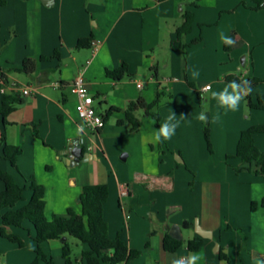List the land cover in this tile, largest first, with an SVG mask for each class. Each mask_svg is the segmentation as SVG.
<instances>
[{"label":"crops","instance_id":"1","mask_svg":"<svg viewBox=\"0 0 264 264\" xmlns=\"http://www.w3.org/2000/svg\"><path fill=\"white\" fill-rule=\"evenodd\" d=\"M202 1L211 4V21L218 12H229L231 17L241 13L244 21L235 20L223 27L220 22H206L197 4ZM197 2L55 0L47 7L43 0H0V71L11 83L38 88L37 94L23 97L25 103L7 118L9 125L0 128V171L11 174L21 186L29 187L32 178L43 186L48 218L67 216L69 209L81 214L83 188L108 185L104 216L110 237L121 235L129 249L142 253L128 264H170L173 258L195 252L205 256L199 264L264 262V175L255 173V164L228 158L236 155L243 131L264 125V110L251 109L250 102L243 100L231 122V113L218 109L216 101L208 99L211 91H221L226 86L230 75L262 78L250 51L264 41V9L243 8L238 0L221 9L218 0ZM186 12L194 13L195 22L190 34L179 37L177 31L185 23ZM205 25H216L218 59L210 90H204L210 86L209 80L193 78V67L201 65L202 59L198 55L191 58L188 49L197 28L203 32ZM221 33L236 40L230 50L225 49ZM86 39L92 40L90 46L79 48V42ZM201 40L194 44L200 46ZM223 47L230 60L222 53ZM237 51L252 56L249 64L244 56L245 68L236 61ZM27 60L35 62L32 75L18 72ZM123 64L128 65L129 74L122 80L109 76V71ZM79 75L89 85L98 114L104 116L111 108L119 110L96 133L84 130L77 113L78 100L72 83ZM139 83L143 89H139ZM260 85L251 91L253 103L264 95ZM158 90L165 95L162 103L167 94L172 98L167 107L154 110L161 116V123L174 111L180 125L171 139L155 143L153 136L159 127L152 117L139 114L144 123L139 133H130L128 125L118 122L125 121L131 102L143 99L151 104ZM11 93L0 91V105L2 94ZM197 93L211 105L207 115L212 152L203 137L204 123L196 119L201 112ZM249 110V116L244 118ZM218 112L220 120L214 122ZM3 132L9 145L23 148L17 168L4 158ZM255 142L264 153V134H257ZM71 145L81 146L98 160L72 166L61 156ZM117 151L128 152L124 162L119 161ZM253 184L260 185L255 197ZM125 189L128 194L122 195ZM4 190L0 179V193ZM253 203H257L255 210ZM197 227L212 237H202ZM18 229L9 227L8 232L23 239ZM167 237L182 246L175 252L167 251ZM199 239L203 240L202 247L192 251L189 243ZM63 244L52 240L41 247L57 264H65ZM37 248L38 244L26 255L21 253L27 257V264H34L38 258ZM12 254L20 253L11 249L8 254V260L17 264L10 257ZM77 260L80 262L81 257ZM37 262L46 264L43 260Z\"/></svg>","mask_w":264,"mask_h":264},{"label":"trees","instance_id":"2","mask_svg":"<svg viewBox=\"0 0 264 264\" xmlns=\"http://www.w3.org/2000/svg\"><path fill=\"white\" fill-rule=\"evenodd\" d=\"M252 10L259 11L264 9V0H251ZM185 23L178 29L177 33L180 37L183 34H190L195 22V15L192 12L184 14ZM92 43L91 39L81 40L79 48H87ZM225 49L230 50L228 45ZM35 71V62L27 60L18 72L32 75ZM109 76L122 80L125 75L129 74L127 64L115 71H109ZM248 80L251 83V91L259 86L263 81L260 78H244L237 75H230L226 78L227 82L237 80ZM192 88L195 85L189 83ZM251 92L245 97L250 102L251 109L264 110V95L257 98V103L251 101ZM163 93L159 90L153 103L147 104L143 99L131 102L125 112V121H119V125H128L130 133H139L144 127V123L139 114L152 117L156 120L159 127L161 124V116L154 110L160 105ZM24 96L21 93L13 92L11 94H2V103L0 105V128H6L9 125L7 118L17 110L19 106L25 103ZM118 109L111 108L103 117L105 121L113 112ZM205 139L209 150L212 152V143L210 137V128L205 126ZM264 134V125L253 126L241 133L237 152L234 157L240 159L243 164L253 165L258 168L255 173L264 175V153L257 147L255 136ZM1 143L4 144V158L17 168L19 157L23 154L21 146H13L7 143L6 132H3ZM0 179L5 184V190L0 193V214H2V227H0V236L17 244L20 248L25 247L23 239L13 233L8 232L9 227L21 228L28 222L36 230L35 241L38 244L37 261L43 260L46 264H57L55 259L48 257L42 250L41 245L52 240H62L67 237V241L63 244V259L65 264H122L130 262L141 256V252L129 249L121 235L111 238L109 234V225L105 220L104 208L109 198L108 185H87L83 188L80 195L82 212L78 214L73 209H69L67 216L54 215L52 218L46 216V190L43 186L37 184L32 178L28 181L29 187L21 186L16 179L9 173L0 171ZM31 192L30 201L22 208H15L26 200L25 194ZM264 208V199L261 203ZM257 203L252 204L255 210ZM73 237L87 246L86 250L81 253V261L72 259V249L68 243V238ZM245 241V237L243 236ZM165 249L169 252L177 251L182 243L167 237L164 242ZM192 251L199 250L203 245V240H194L189 243Z\"/></svg>","mask_w":264,"mask_h":264},{"label":"rangeland","instance_id":"3","mask_svg":"<svg viewBox=\"0 0 264 264\" xmlns=\"http://www.w3.org/2000/svg\"><path fill=\"white\" fill-rule=\"evenodd\" d=\"M194 2H197V0H194ZM218 3H219V8L221 9V7L233 5L235 3V1L233 3V0H218ZM197 4L200 7L199 10L201 12V16L203 17V20H205L206 22H211V24H217L220 22L222 27H223V26L230 25L235 20H237L238 22L244 21L243 20L244 17L242 16L241 13L238 14L237 16L231 17V15H227V14H229V12L226 14L218 12L216 15V18H214L213 21H211V19L209 18L211 10L209 8L208 3L206 1H204V2L202 1V3L197 2ZM238 4L241 5V7H243V8H244V6H252L251 0H238ZM234 8H236V6H234ZM232 12L233 11H231L230 14H233ZM206 22L204 24H208ZM208 26L209 25L204 26L203 32L197 28V30H196L197 32L194 34V37L190 38V40H189L188 49H189L191 58H193L194 55H198V58L202 59L201 65L193 67L192 74H193V72H198L200 77H204L207 80H209L207 82V84H210V87H212L214 85V82L211 81V79L216 75L217 65H216L215 61H217V59H218L217 58L218 54L216 53V50H215L216 38L214 37V33L216 31V25L215 26L210 25L211 27H208ZM195 37L197 39H194ZM198 39H202L200 46H197L194 44V42ZM221 51H222V53L227 54V59L230 60L229 52H227L224 49V47H223V49H221ZM250 52L252 53L253 58L256 61V67H257L258 73L260 74V76L262 77L261 79L263 80V82L261 83L260 86L262 88H264V41L258 45L253 46V48L251 49ZM241 54H242L241 52L237 51V53L235 54V58H236L237 63L239 64V66L245 68L246 65H243L244 56H246V58L248 59L247 64H249L250 58L252 56L249 52L246 53V55H241ZM219 66H221V65H219ZM189 87H191V86L189 85ZM163 98H165V95H163L161 98L160 105L158 106L159 108L164 107L167 104V102L172 99V98H170V95L167 94L166 99H164V101L162 103ZM197 99H199L201 101V105H200L201 112L208 113L211 105H210V103H208L206 101L207 98L205 96L197 93ZM244 100L249 102V100H247L246 98ZM169 103L170 102H168L167 105H169ZM167 105L165 107H167ZM248 109H250V107ZM229 112L231 113V122H232V118H233L232 116H235L238 111L237 112L229 111ZM249 114H250V110H249L248 115H244L243 117L247 118V116H249ZM207 125L210 128L209 123H207V124H204V129H205V126H207ZM203 135H204L203 137L205 139V134H203ZM114 143H115V140H114ZM117 152H118L119 161L121 163H122V161L124 162L122 157H123V155L128 154V152L127 151H117ZM124 164H126V163H124ZM26 198H27V202H25V203L23 202V203L19 204L15 208L16 210L22 208L23 206H25L30 201L31 194L27 192ZM0 224H2V214H0ZM18 232H20L23 235V237H24L23 241L25 242L26 247L21 249L16 244L10 242L7 239H3L0 236V243H2V244H0V257H1L0 263L12 264L8 260V254L11 253V249H15V251L20 253V254L10 255L11 259H15L17 264H27L28 263L27 257H23L22 254L26 255L27 252L32 249L33 245H35V247L37 246L36 242L34 241V239L36 237L35 229L32 226L25 224L22 228L18 229ZM31 233H32V235H31ZM68 239H69L68 243L72 249V259H73V261H76V259L81 257V253L84 250L85 246L80 241H78L77 239H75L73 237H69ZM35 254H36V251H35ZM53 254H54V256H58L57 254H59V253H55V251H53ZM34 264H38L37 259L34 262Z\"/></svg>","mask_w":264,"mask_h":264},{"label":"clouds","instance_id":"4","mask_svg":"<svg viewBox=\"0 0 264 264\" xmlns=\"http://www.w3.org/2000/svg\"><path fill=\"white\" fill-rule=\"evenodd\" d=\"M211 6V4H209ZM222 41L229 47L236 43V40L231 37L224 36L221 33ZM193 78L197 79L199 77L198 72H193ZM209 87L210 86H206ZM251 92V83L248 80H233L226 84V86L221 91H211L208 99L216 101L217 108L224 110L225 112H237L241 107V101ZM176 114L174 111L167 117V120L160 124L159 128L155 131L153 139L155 143H160L162 140L167 141L175 134V130L180 125V121L176 119ZM181 118H185L183 114L180 115ZM197 120L207 124L209 122L208 115L206 112H200ZM220 120V113L218 112L214 117L213 121L218 122ZM253 196L255 197L260 193V185L253 184ZM205 260L203 252H195L184 258H173L170 264H199V262ZM258 264H264V262L258 261Z\"/></svg>","mask_w":264,"mask_h":264},{"label":"built area","instance_id":"5","mask_svg":"<svg viewBox=\"0 0 264 264\" xmlns=\"http://www.w3.org/2000/svg\"><path fill=\"white\" fill-rule=\"evenodd\" d=\"M138 87L139 89L144 88L142 83H139ZM204 90H209V87H206ZM0 91L3 93L10 91L14 93L21 92L23 96H30L37 94L38 88L35 86H21L17 83H11L9 82L5 73L0 71ZM72 92L77 96V113L84 130L88 129L96 133L104 129L106 126V121L102 115L97 113L89 85L82 75H79L74 79L72 83ZM127 194L128 190L125 189L122 192V195ZM122 264H128V262L125 261Z\"/></svg>","mask_w":264,"mask_h":264},{"label":"water","instance_id":"6","mask_svg":"<svg viewBox=\"0 0 264 264\" xmlns=\"http://www.w3.org/2000/svg\"><path fill=\"white\" fill-rule=\"evenodd\" d=\"M43 1L46 2L45 4L47 5V7H50L55 2V0H43ZM61 156L66 162H70L72 166L73 165L79 166L82 162L98 160L97 156L91 153H85L81 146H75V145H71L67 148L66 151L61 152ZM122 159L125 161L127 159V155H123ZM197 232L204 238L212 237L211 233L201 231L198 227H197ZM61 241L64 243L65 241H67V237H64Z\"/></svg>","mask_w":264,"mask_h":264}]
</instances>
